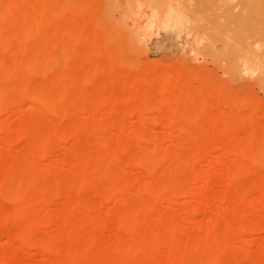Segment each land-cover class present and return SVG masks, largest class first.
I'll return each mask as SVG.
<instances>
[{"label": "rangeland", "instance_id": "obj_1", "mask_svg": "<svg viewBox=\"0 0 264 264\" xmlns=\"http://www.w3.org/2000/svg\"><path fill=\"white\" fill-rule=\"evenodd\" d=\"M0 264H264V0H0Z\"/></svg>", "mask_w": 264, "mask_h": 264}, {"label": "bare ground", "instance_id": "obj_2", "mask_svg": "<svg viewBox=\"0 0 264 264\" xmlns=\"http://www.w3.org/2000/svg\"><path fill=\"white\" fill-rule=\"evenodd\" d=\"M256 12L257 11L254 10V8L250 6V4H246L245 5V11H244V13H242L243 15L240 17V20L238 21V24L241 23L242 26L243 25L251 24L253 22L252 18L254 17V15L256 14ZM257 15H259V14H256L255 15V19H257L259 17Z\"/></svg>", "mask_w": 264, "mask_h": 264}]
</instances>
